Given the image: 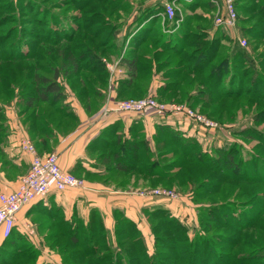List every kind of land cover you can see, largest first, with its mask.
<instances>
[{
	"label": "trees",
	"instance_id": "trees-1",
	"mask_svg": "<svg viewBox=\"0 0 264 264\" xmlns=\"http://www.w3.org/2000/svg\"><path fill=\"white\" fill-rule=\"evenodd\" d=\"M219 1L222 4V0ZM262 1L264 0H256L255 4L257 5L256 9L260 12L261 20L264 22V2ZM184 3L192 11H195L194 7L203 4L200 0H193L191 2L193 6L190 5L191 3ZM210 3L212 4L211 0L209 3H205L204 7L206 9L210 7L214 11L215 7L213 4L210 6ZM160 8L159 10L154 5L142 7L143 14L139 17L143 25L139 30L136 28L135 37L126 51L124 43L121 44L120 40L115 42L119 38L118 35L115 36V30L109 33L107 39H104L109 42L102 40L99 43L98 49L102 48L101 50L109 52L110 57L116 55L120 58L119 64L129 70V79L123 82L122 89L125 91L131 89L130 93L133 96L127 97L155 96L146 93L145 84L151 82L155 73H162L166 83L159 88L158 98H166L170 101L182 98L184 101L178 103L186 101L185 104L189 107L196 106L200 102L204 111L208 110L210 115H214L213 110L207 107H217L226 99H231L232 96L247 95L252 100H264V73L257 77L253 75L251 79H244L247 74V70L244 69L237 77L240 71L237 68L240 65L237 66L236 62L240 60L250 62L249 60H251L246 48L241 47L237 41L238 45H231L229 50L226 48V54L220 57L219 52L223 51L221 49L223 44L226 47L230 46V41H232L231 43L235 41V38L229 36L225 29H217L214 36L208 38L209 32L203 28L204 24L200 23L195 26L199 29L196 31L191 19L195 18L205 24L207 20L202 18V15L193 13L191 18L183 17L178 30L168 33L164 30L160 14L164 11V4ZM236 8L239 16L242 6L239 8L237 0ZM251 8L253 7H243L246 12ZM180 16L178 10L177 17ZM147 22L150 23L149 26H147ZM124 25H126L125 21ZM138 25L136 23L135 27ZM158 25L160 31L155 29ZM168 25L167 23L166 27ZM208 25L209 21L204 27H208ZM255 28L254 26L244 27L242 31L244 34L255 36L253 33ZM72 41H74V37L69 40V42ZM81 41L73 47H69L70 50L61 52L62 62L60 66L52 65L54 72L52 77L39 75V73L34 74L36 95L28 96L24 107L18 111L23 122L29 125L34 139L39 137L42 140L43 147L49 145L47 139L54 136L56 131L60 128L63 130L62 127L66 126L63 123L64 120L70 122V125L75 121V114L67 102V88L64 83H61L62 76L67 80L66 83L69 82V87L87 109L97 108L101 104L102 88L107 84L109 77V69L104 61L105 53L89 47L85 49L88 46L85 43L80 47V51L76 52L74 48ZM190 47L191 51H187V48ZM169 54L179 60L176 67L174 60L169 57L165 58ZM218 57V63L214 64ZM168 64L171 67L166 69ZM173 69L175 70L172 71ZM191 76L206 77L198 80L191 79ZM246 80L250 82H246ZM40 84L42 87H39ZM183 86L196 87L195 90L201 92V97L188 94L187 89H184ZM121 99L124 98L121 97ZM60 103L62 105H57ZM41 105H45L47 108L40 109ZM260 114L263 115L260 117L257 114L254 115L255 123L264 122V109ZM193 124L195 125V123ZM158 129L160 132L155 137L156 153L145 139L141 140L137 137V140L132 143L130 153L127 151L128 154H123L118 141V144L112 147L111 154L114 153L116 156L123 154V158L121 157L115 163L114 169L123 172L142 170L147 171L148 176L161 178L167 175L166 177H168V171L160 172L157 169L151 171L149 168L151 166L156 168L159 160H154V158L159 159V154L164 152H161L162 149L173 146L182 157L179 162L176 161L180 170L183 166L189 165L205 167L211 171L210 179L214 182H211L210 185L204 183L198 186L199 189L204 190V194L222 189L229 180L238 181L239 187L235 199L239 200L245 196L243 199L247 203L243 205V209H239L237 212L223 213L219 209L210 207L198 216L201 217L202 225L203 222L206 223L205 221L209 222L210 229L215 227L232 231L235 237L227 241L231 249L242 243L250 251L241 255H233L232 250L229 249L226 253L220 252L215 247L214 236L198 233L200 235L191 238L188 227L180 218L170 215L167 209H156L150 213L153 219L152 235L154 238L152 253L148 249L141 230L132 220L119 213L120 220L117 221L114 232H110L111 239H113L112 244L116 246L108 245L105 241L107 235L104 232L102 218L97 216L86 227L81 225L62 227L63 236L56 238L51 248L58 250L63 264H264V162L259 163L261 149L264 150V130L257 129L256 125H253L236 131L238 136L256 141L253 150L251 149L252 153H248L249 158L237 159V150L242 146L239 143L231 142L230 146H214L215 156L211 157L208 152H203L201 143L197 139L199 136L187 137L179 129L164 124L159 125ZM8 130L7 115L0 105V142ZM104 131L102 136H106ZM126 156L132 157L134 164L127 166L122 163V159ZM251 156L253 160L250 159ZM195 193L193 191L194 195ZM222 216L229 218L230 221L221 220ZM245 230H253L254 233L245 234V240L242 242ZM92 231L93 233H91ZM106 233L109 236V233ZM101 236L104 239H101ZM216 236L226 239V236ZM25 237L15 229L9 237H4L5 241L1 245L0 251L10 245L16 247L18 252H14L16 257L12 256L8 261L0 258V264H38L39 250L31 246ZM82 240L84 243L81 242ZM86 241L88 242L85 243ZM100 247L105 249L103 253Z\"/></svg>",
	"mask_w": 264,
	"mask_h": 264
},
{
	"label": "rangeland",
	"instance_id": "rangeland-1",
	"mask_svg": "<svg viewBox=\"0 0 264 264\" xmlns=\"http://www.w3.org/2000/svg\"><path fill=\"white\" fill-rule=\"evenodd\" d=\"M165 1L168 0H0V105H2L6 113L9 110H15L18 113V111L24 107L28 96L36 95L34 74L39 73V75L52 77L54 73L53 66H60L62 62L61 52L70 50L69 47H73L79 43L81 38V43L74 48L76 52L80 51V47L85 43V45H88L85 49L89 47L91 49H97L98 52L102 51V53H105L104 61L106 65H114L117 56L114 55L115 57H110L109 52L101 50L102 48L98 49L99 43L102 42V40L107 41L104 39H107L109 33L114 30L115 36L118 35L119 37L115 42L120 40L121 44L125 43V39L128 38L131 33H134L136 28H139V26L143 24L139 17L143 14L142 7L146 8L150 5H154L160 10V7ZM201 2L203 3L202 6L193 8L195 11H188L189 9L184 2H178L180 8L179 14H182L183 17H191L193 13H199L200 15V13L211 11V9L208 10L204 7L205 3H209V0H201ZM255 3L256 0H237L239 8L242 6L240 10H243L242 12L239 11V16L244 17L240 23L242 27H256L253 32L255 36L250 34L247 35L240 31L242 32L240 33V37L236 36L235 38L233 35L235 41L233 43L230 41V46L225 45L226 47H224L223 44L221 48L223 51L219 52L220 57H223L226 54L225 49L227 48L229 50L233 44H235V46L238 45L237 41L239 39H246L248 41L246 48L247 51L250 52L249 56H254L257 60H249L250 62L240 60L236 62V65L238 66L239 64L241 67L238 66L237 68L240 69V71L238 70L237 77L241 75L239 73H242L244 69L247 70L244 79H251L253 75L257 77V75L264 73V22L261 20L260 12L256 9L257 5ZM190 5L193 6L192 3ZM243 7L253 8L246 12ZM124 21L126 25H124ZM136 23L139 25L135 27ZM207 23L208 21H206V24H202L205 26ZM149 25L150 23L147 22V26ZM204 26L203 28L209 32L210 30L208 27ZM134 27L135 29L133 30ZM155 29L160 31L159 25L156 26ZM194 29L196 31L199 30L196 27ZM215 32H210L208 38L212 37ZM73 37L74 41L69 42ZM187 51H191V47L187 48ZM168 57L174 60V66L178 65L179 60L177 58H174V56L171 57L170 54L165 56V58ZM218 60L219 57L214 61V64L218 63ZM168 67H171V65H166V69ZM174 70L175 69L172 71ZM205 77L206 76H191V79L199 80ZM66 81L67 80L62 76L61 83L65 84ZM246 82L250 81L246 80ZM65 86L68 88L66 84ZM39 87H42V85L40 84ZM183 88L187 89L188 94H192L194 97H201L202 95L201 92L195 90L196 87L194 86H183ZM155 96L156 100L166 103L184 101L182 98L170 101L169 99L158 98L157 95ZM122 98L124 99L120 101L131 98L137 99L140 97ZM57 105H62V103ZM202 107V104L199 102L196 106H192L191 108L216 123L218 128L214 132L206 133L199 127H196L191 121L183 122H186L189 128L194 130V135L199 136L197 139L201 143L200 145L203 152H208L211 157H214V146H230L231 142H236L242 145L241 148L237 150V159L249 158L250 155L248 153H252L251 149L253 150L256 141L254 139L247 140L243 136H238L236 131L253 125H256L257 129L264 130V122L255 123L254 120V115L256 116L257 114L259 117L263 115L260 113L264 109V100H252L247 95H241L240 97L232 96L231 99H226L224 103L217 107H207L213 110L214 115H210L207 112L208 110L204 111V107ZM39 108L44 109L47 108V106L41 105ZM106 108L108 109L109 107H107V105L102 107L104 111ZM63 123L66 125L62 127L64 131L69 130V127L73 126V124L70 125V122L68 123V121L65 120ZM140 136L142 137L139 139H144V135ZM151 142L153 143V140ZM261 150L259 163L264 162V150ZM161 152L162 153L159 154V159L154 158V160H159V162H157L158 164L155 166L156 168L151 166L149 170L152 171L157 169L160 172L168 171V177H166L167 175L161 178L157 176L152 177L147 175V171L135 170L132 174H124L123 178H120L121 184H129L126 181H128L133 174H138L137 177L139 180L141 179L144 181L145 179L144 184L146 185L144 187H135L129 192H132V195L145 198L147 201L148 199L157 198L176 201L178 204L177 209H170L172 212L168 211L170 215L180 218L188 227L191 238L200 234L210 235L214 236L216 243L215 247L220 252L226 253L228 249L230 251L232 250L231 253L233 255H241L245 252H249L250 249L244 247L242 243L231 249L227 241L234 238L235 234L229 229L215 227L210 229L208 227L209 222L205 221L206 223L203 222L202 225L201 217L198 216L200 213H203L205 209L210 207L211 209L213 207L219 209L223 213L230 211L237 212L239 209H243V205L247 203L246 200L243 199L245 196L241 197L242 199L239 200L235 199L239 187L238 181L234 179L229 180V182L223 185L222 189L210 194H204V190L199 189L198 186L204 183L210 185L211 182H214L210 179L211 171L208 168L186 165L180 170L178 168V162L182 157L179 151L177 152L173 146H168L162 149ZM154 153L156 152L154 151ZM250 159L253 160V157L251 156ZM131 163L133 164L134 162L132 161ZM149 188L172 190L180 197L177 199H168L165 197H143L138 194V191ZM242 190H244V188ZM193 191L196 192L195 195ZM181 207L185 209L183 213H180L182 210ZM99 218L101 219L100 216ZM221 220L230 221L229 218H224L223 216ZM104 229L105 235H107L105 241L108 245H113L110 232L113 233L114 231L107 230L105 226ZM253 230H245L243 232L242 242L245 240V234L254 233ZM106 232L109 233V236ZM91 233H93V231ZM216 235L226 236L225 238L227 240L223 238L220 239V237L218 238ZM104 238L101 236V239ZM144 239L149 251L152 253L154 250V238L150 239L149 237L147 239L145 236ZM81 242L84 243V240ZM87 242L88 241L85 243ZM104 251L105 249L101 248V252L103 253ZM14 252H18L17 248L7 245L0 251V258L8 261L10 257L15 256Z\"/></svg>",
	"mask_w": 264,
	"mask_h": 264
},
{
	"label": "crops",
	"instance_id": "crops-1",
	"mask_svg": "<svg viewBox=\"0 0 264 264\" xmlns=\"http://www.w3.org/2000/svg\"><path fill=\"white\" fill-rule=\"evenodd\" d=\"M210 6H212L211 3ZM188 9L192 11L190 7ZM212 12L211 10L200 13L202 18L209 21V33L217 31L214 27ZM194 19H191L194 27L203 23ZM242 19L244 17H240L236 29L226 30L232 38L233 35L235 38L240 37V33L243 32L244 27L240 23ZM134 33L136 34V30ZM134 33L125 39V51L130 47L135 37ZM247 52L250 54L249 51ZM249 57L251 60H257L254 56ZM114 62L113 71L107 64L109 77L107 84L102 88L103 98L97 108L87 109L65 82L68 86L67 102L75 114V121L66 132L60 128L54 136L47 139L49 145L46 147L42 146V140L39 137L34 139L29 125L23 122L22 117L15 110H9L6 113L9 130L0 142V194L14 191L20 178L30 168L32 155L20 148L23 138L32 140L40 154L57 153L61 167L86 182L85 188H67L63 191L52 189L17 213L15 230L25 235L27 242L39 250L38 264H63L58 250L51 248V245L56 238L63 236L62 227L64 226L86 227L94 217L100 216L105 228L114 231L117 221L120 220V213L132 220L144 237L152 239L151 211L167 209L172 212L170 209H177L176 201L161 198L147 201L138 195H132L133 193L129 191L138 186L144 187L145 179L139 180L138 174H133L129 182L126 181L129 184L122 185L120 178H123L124 174H132L133 171H118L114 169V166L124 153H130L132 143L137 140V137L138 139L142 137L140 135H144L145 141L155 151L154 140L160 132L159 125L164 124L179 129L186 136H195L194 130L189 128L186 117L180 115L164 116L156 112L118 110L121 97L133 96V94L130 93L131 89L129 91L122 89L123 82L129 79V70L119 64L120 58L117 57ZM165 83L166 79L162 73H155L151 82L145 84L146 93L158 95L159 88ZM105 105L109 107L106 111L102 109ZM103 131L106 136H102ZM118 141L123 153L121 156L111 154L112 147L118 144ZM132 161V157L126 156L121 162L131 166ZM181 209L180 213H183L185 209L183 207ZM4 241L5 238L0 230V247Z\"/></svg>",
	"mask_w": 264,
	"mask_h": 264
},
{
	"label": "built area",
	"instance_id": "built-area-1",
	"mask_svg": "<svg viewBox=\"0 0 264 264\" xmlns=\"http://www.w3.org/2000/svg\"><path fill=\"white\" fill-rule=\"evenodd\" d=\"M193 0H168L165 1L164 11L161 12L162 24L164 30L173 33L181 26L183 15L177 17V11L180 10L178 2L191 3ZM215 7L214 27L215 29H225L233 31L236 29L239 16L236 8V0H211ZM169 24L166 27V24ZM173 25V26H172ZM241 47L246 48L248 41L239 39ZM114 66H109L114 70ZM108 110L107 108L105 111ZM118 110L128 112H156L164 116L180 115L186 117L188 121L195 123L202 131L206 133L214 132L218 127L216 123L209 120L202 114L184 103L162 102L156 100L154 96H146L137 99H126L118 103ZM22 151L32 155L30 168L24 174L18 183L17 188L10 193L0 194V230L5 238L9 237L15 229L17 213L26 205L30 204L39 197H42L52 189L63 191L67 188H85L84 179L77 177L73 173L64 170L59 161V155L55 152L40 155L29 138H23L20 143ZM143 197H165L168 199H177L180 197L176 192L162 188H149L138 191Z\"/></svg>",
	"mask_w": 264,
	"mask_h": 264
}]
</instances>
